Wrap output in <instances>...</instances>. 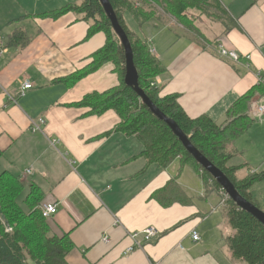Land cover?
<instances>
[{
    "label": "crops",
    "instance_id": "1",
    "mask_svg": "<svg viewBox=\"0 0 264 264\" xmlns=\"http://www.w3.org/2000/svg\"><path fill=\"white\" fill-rule=\"evenodd\" d=\"M9 1L13 12L0 22V45L7 50L0 59V175L13 176L26 194L29 186L38 189L40 206L57 204L45 223L56 237H68L67 264H245L228 250L222 198H214L217 191H207L190 166L178 159L166 168L147 166L141 143L114 130L120 120L113 111L91 115L74 106L119 85L110 63L78 82L60 81L90 66L105 43L102 33L85 39L89 25L71 12L43 16L80 0ZM217 1L226 21L196 19L200 39L155 3L134 0L151 14L143 23L128 13L123 19L164 69L154 79L161 96L177 95L189 118L207 116L219 125L241 96L264 84V0ZM16 32L23 38L8 46ZM219 44L240 62L221 58ZM23 82L32 88L18 96ZM254 103L264 105V94L256 95L249 112ZM39 119L44 125L31 131L30 122ZM233 147L240 154L228 166H243L238 180L264 173V116ZM250 192L264 212V179ZM147 228L159 237L150 243L138 237L142 249L123 254L126 234Z\"/></svg>",
    "mask_w": 264,
    "mask_h": 264
},
{
    "label": "trees",
    "instance_id": "2",
    "mask_svg": "<svg viewBox=\"0 0 264 264\" xmlns=\"http://www.w3.org/2000/svg\"><path fill=\"white\" fill-rule=\"evenodd\" d=\"M144 1L162 6L166 13L181 22L188 20L195 23L194 13L202 12L208 2L221 10L217 0ZM108 2L130 43L139 89L161 114L175 123L191 146L229 180L239 196L260 209L252 199L250 188L264 179V173H252L238 180L236 173L243 166H228V162L240 154L233 147L234 140L245 134L255 122L249 112L250 105L256 95L264 94V84H259L241 96L226 112L227 119L223 124L218 125L207 116L189 118L178 104L177 95L161 96L162 89L156 87L154 79L164 71L162 65L145 42L132 34L124 23L125 13L130 14L139 24L148 20L151 14L140 10L134 0ZM69 12L77 16L76 20L89 25L85 39L102 33L105 43L92 55L90 66L60 81L78 82L106 63L114 66L119 79L117 87L101 94L86 95L74 106L90 109L91 115L113 111L120 120L114 130L135 137L141 143V157L146 160L147 166L154 164L166 168L177 159L181 167L190 166L200 176L205 189L217 191L222 198L226 225L230 231L225 240L231 257L245 264H264V226L220 194L221 186L192 158L168 126L141 102L135 91L124 84V50L99 1L80 0L79 4L67 5L43 16L57 18ZM193 30L197 37H202L196 27ZM22 38L23 34L16 32L9 39L8 46ZM23 188L10 174L4 172L0 175V264H67L66 256L72 248L68 237L65 235L58 238L45 226L38 189L29 186L28 193L19 199L24 193ZM8 227L11 228L10 233L5 232Z\"/></svg>",
    "mask_w": 264,
    "mask_h": 264
},
{
    "label": "water",
    "instance_id": "3",
    "mask_svg": "<svg viewBox=\"0 0 264 264\" xmlns=\"http://www.w3.org/2000/svg\"><path fill=\"white\" fill-rule=\"evenodd\" d=\"M100 5L103 8L105 15L111 23V27L113 32L117 36L120 41L125 55V75H124V84L127 87L132 88L138 97L141 99V102L147 106V108L151 111L153 115H155L160 121L164 122L168 128L173 132L185 150L192 156V158L204 169L208 172L214 180L221 186V189L224 191L228 199H230L235 205L249 213L253 216L260 224L264 226V212L258 209L253 204L244 200L241 196L238 195L233 185L229 182V180L210 162H208L202 155H200L189 143L186 136L179 130V128L175 125L174 122L167 119L163 114H161L152 103L146 98L142 90L139 89L137 83V73L135 67L133 65V55L130 47V43L126 34L123 32L121 27L118 24L115 13L110 6L108 0H98Z\"/></svg>",
    "mask_w": 264,
    "mask_h": 264
},
{
    "label": "built area",
    "instance_id": "4",
    "mask_svg": "<svg viewBox=\"0 0 264 264\" xmlns=\"http://www.w3.org/2000/svg\"><path fill=\"white\" fill-rule=\"evenodd\" d=\"M217 52L218 55L223 58V59H227L233 63H238L240 62L241 57L236 54L233 51H230L228 49H226L222 44H219L218 48H217ZM7 52L6 48L0 45V59L2 57L3 54H5ZM249 56H245L246 60H249ZM259 82H263V79H259ZM20 93L18 94V96H23L24 92L26 90H30L32 88L31 84L29 83H20ZM9 100H11L13 103H15V100L12 99L11 97H9ZM252 112L254 114V116L258 119H260L263 115H264V105H257V104H253L252 106ZM44 125L43 120L39 119L38 122H30V129L31 131L35 132V131H39L40 130V126ZM26 175H30L31 171L30 170H26L25 171ZM225 199H228V197L226 196V194L224 193V191L222 190V193H220ZM40 211H41V215L42 218L44 220H49L51 217H53L54 215H56L57 213V204H52V203H44L43 205H41L40 207ZM6 233H10L11 232V228H6L5 230ZM160 233L155 230L154 228H147L145 230L139 231V232H130L127 234L126 238L129 242V244L125 247L123 254H130L133 252V250L135 249H141V243L138 240V237L141 238V240L145 243H150L153 240H156L159 237ZM191 238L194 242H197L200 237L196 232H192L191 234ZM102 242H104L105 244H109V238L108 237H102L101 239Z\"/></svg>",
    "mask_w": 264,
    "mask_h": 264
},
{
    "label": "rangeland",
    "instance_id": "5",
    "mask_svg": "<svg viewBox=\"0 0 264 264\" xmlns=\"http://www.w3.org/2000/svg\"><path fill=\"white\" fill-rule=\"evenodd\" d=\"M12 12H13V8L10 5V1L9 0H0V22H1V19L3 20V18L7 16L8 13H12ZM167 15H170V14L167 13ZM194 15L196 16V18H195V16L193 17L194 20L195 19H198V18H202L203 20H206L208 22H214V23L226 21L225 20L226 19V16H225L223 10L222 9L221 10L220 9H217L212 2H208V5L204 8V10L202 12H195ZM173 18L175 19V21L178 24L184 26L188 31H190V33L195 37V39H198L199 38V37H197L195 31L193 30V27H195V23L194 22L188 21V20L181 22V21L177 20L175 17H173ZM7 27L9 28V26H7ZM4 38H5L4 35H1L0 36V40L1 39H4ZM230 162H232V161L230 160L228 162V164ZM26 185H25V187H26ZM25 193H26V189H25L24 193L22 195H20L19 199L20 198H23V196L25 195ZM211 194H212V196L214 198H221V196L218 195L215 192H212ZM208 196H210V193L208 194ZM45 226H46V224H45ZM40 228H41V226H40ZM45 229H46V227H45Z\"/></svg>",
    "mask_w": 264,
    "mask_h": 264
},
{
    "label": "bare ground",
    "instance_id": "6",
    "mask_svg": "<svg viewBox=\"0 0 264 264\" xmlns=\"http://www.w3.org/2000/svg\"><path fill=\"white\" fill-rule=\"evenodd\" d=\"M137 6V5H136ZM151 51V50H150ZM254 104H256V103H254ZM258 105V104H257ZM253 106V105H252ZM261 106H263V105H261ZM251 115L253 116V118L255 119V120H261L262 119V117L264 116H262L260 119H258V118H256L255 116H254V114H253V112H252V108H251ZM128 234V233H127ZM127 234H126V236H127ZM141 246H142V244H141ZM141 249H142V247H141ZM136 250V249H135ZM134 251V250H133Z\"/></svg>",
    "mask_w": 264,
    "mask_h": 264
}]
</instances>
